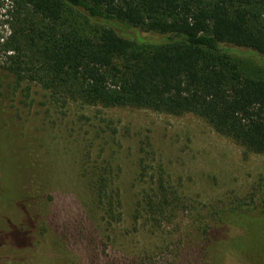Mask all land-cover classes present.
<instances>
[{
	"label": "trees",
	"instance_id": "16d2710c",
	"mask_svg": "<svg viewBox=\"0 0 264 264\" xmlns=\"http://www.w3.org/2000/svg\"><path fill=\"white\" fill-rule=\"evenodd\" d=\"M8 1L0 67L17 87L36 84L60 106L192 114L244 151L264 153V0ZM112 20L163 38L125 37ZM95 138L87 139L79 170L87 213L95 229L108 231L124 220L126 198L115 185L110 143ZM143 153L130 219L156 233L193 202ZM4 163L0 146V204L23 190L2 184L3 176L14 177ZM210 208L219 212L198 226L201 264H264V203ZM27 238L24 225L10 226L0 231V249L18 255Z\"/></svg>",
	"mask_w": 264,
	"mask_h": 264
},
{
	"label": "rangeland",
	"instance_id": "374dc122",
	"mask_svg": "<svg viewBox=\"0 0 264 264\" xmlns=\"http://www.w3.org/2000/svg\"><path fill=\"white\" fill-rule=\"evenodd\" d=\"M9 4L0 0L2 38L9 34ZM111 26L128 38H163L114 20ZM44 93L36 84L17 87L0 67V146L3 166L14 176L1 180L23 188L13 200L3 198L0 231L24 225L29 242L15 256L0 249V264H201L198 226L219 212L210 206L264 203V153L244 151L201 118L78 102L60 106ZM90 138L110 143L115 185L126 198L124 220L108 231L95 229L86 210L88 189L79 168ZM143 152L146 163L165 169L193 202L156 233L130 219L142 187L136 163Z\"/></svg>",
	"mask_w": 264,
	"mask_h": 264
}]
</instances>
